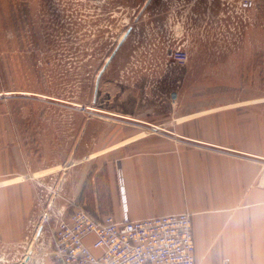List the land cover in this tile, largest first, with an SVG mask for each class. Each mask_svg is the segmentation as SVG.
I'll return each mask as SVG.
<instances>
[{"label":"rangeland","instance_id":"374dc122","mask_svg":"<svg viewBox=\"0 0 264 264\" xmlns=\"http://www.w3.org/2000/svg\"><path fill=\"white\" fill-rule=\"evenodd\" d=\"M144 2L0 0V192L29 186L19 213L7 205L19 237L0 234V264H52L97 138L144 130L118 115L264 148V0H152L135 20Z\"/></svg>","mask_w":264,"mask_h":264},{"label":"crops","instance_id":"0c3cea01","mask_svg":"<svg viewBox=\"0 0 264 264\" xmlns=\"http://www.w3.org/2000/svg\"><path fill=\"white\" fill-rule=\"evenodd\" d=\"M121 119L144 130L123 127L116 138H97L94 156L86 159L91 168L68 197L118 221L187 212L196 264H264V148L236 147L223 127L164 134L146 127L159 128L153 121ZM20 183L8 196L0 192V234L7 241L19 237L7 205L22 209L19 198L28 185Z\"/></svg>","mask_w":264,"mask_h":264},{"label":"built area","instance_id":"2783aa9c","mask_svg":"<svg viewBox=\"0 0 264 264\" xmlns=\"http://www.w3.org/2000/svg\"><path fill=\"white\" fill-rule=\"evenodd\" d=\"M69 204L50 235L45 257L52 264H196L187 212L118 221L111 214L94 215L79 202Z\"/></svg>","mask_w":264,"mask_h":264},{"label":"water","instance_id":"95a60500","mask_svg":"<svg viewBox=\"0 0 264 264\" xmlns=\"http://www.w3.org/2000/svg\"><path fill=\"white\" fill-rule=\"evenodd\" d=\"M151 1H152V0H145V2L143 3V5H142L140 11L138 12L137 16L135 17V20H138V19H139V17L143 14V12H144L145 9L147 8V6L150 5ZM103 70H104V69H102V71H103ZM6 95H9V93H7ZM27 95H29V94H27ZM38 97H40V98H42V99H47V97L42 96V95H38ZM90 111H94V110L90 109ZM31 254H32V252H30L28 255H26V256L23 258V261L20 262V263H18V264H27V263L29 262L30 258H31Z\"/></svg>","mask_w":264,"mask_h":264},{"label":"bare ground","instance_id":"6f19581e","mask_svg":"<svg viewBox=\"0 0 264 264\" xmlns=\"http://www.w3.org/2000/svg\"><path fill=\"white\" fill-rule=\"evenodd\" d=\"M89 109H92V110H94V108H89ZM119 117H122V115H118ZM124 117H128V116H124ZM63 181H64V176H62V175H60V177H59V179H58V181H57V183H56V186H55V188H54V191H53V193H52V195L54 194V195H58V192H59V190L57 191V187H62V184H63ZM48 215L46 214V216H44V217H47ZM44 220V219H43ZM45 221H46V219H45ZM41 226L42 225H39V229L41 228ZM37 230V232H36V234L35 235H40L41 233H42V230H41V232H40V230ZM20 263V262H19Z\"/></svg>","mask_w":264,"mask_h":264}]
</instances>
